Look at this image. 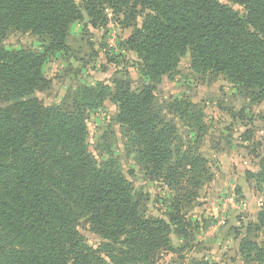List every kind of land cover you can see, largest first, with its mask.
Returning <instances> with one entry per match:
<instances>
[{"label": "trees", "instance_id": "obj_1", "mask_svg": "<svg viewBox=\"0 0 264 264\" xmlns=\"http://www.w3.org/2000/svg\"><path fill=\"white\" fill-rule=\"evenodd\" d=\"M227 1L242 12L220 0H87L84 7L90 18L103 5L148 12L125 46L152 84L175 74L190 54L194 73L223 76L264 102V0ZM82 19L75 0H0V264H156L172 250L175 216L171 223L145 218L132 182L113 161L100 167L88 152L89 115L107 100L152 176L178 194L190 183L188 200L202 185L197 171L204 162L178 142L154 85L82 86L71 111L32 98L50 88L44 66L68 50L71 26ZM14 32L43 38V52L7 50L4 41ZM168 110L200 129L202 114L189 102L173 101ZM83 219L103 240L97 248L79 233ZM258 219L264 230V209ZM241 249L264 264L257 242Z\"/></svg>", "mask_w": 264, "mask_h": 264}, {"label": "rangeland", "instance_id": "obj_2", "mask_svg": "<svg viewBox=\"0 0 264 264\" xmlns=\"http://www.w3.org/2000/svg\"><path fill=\"white\" fill-rule=\"evenodd\" d=\"M86 1L75 0L83 19L71 26L68 50L56 53L44 66L50 88L32 98L44 106L71 111L75 93L82 86L113 87L115 81L123 80L139 91L143 85H154L165 119L177 129L178 142L186 150L192 149L198 162H204L205 171H197L202 179L197 195L185 199L186 189L194 191L187 185L190 183L186 182L184 191L178 189V194L149 173L126 129L117 122L118 108L109 100L89 115L88 152L100 167L113 161L132 182L142 197L140 210L145 218L168 223L171 216L177 219L178 226L171 224L169 231L172 250L161 252L156 264H257L253 254L241 251V245L253 241L264 248V230L258 219L264 209V102L255 101L223 76L194 73L190 54L181 60L175 74L152 84L141 75L137 54L125 46L148 12L134 13L128 8L119 13L103 5L90 18ZM220 2L242 12L227 0ZM43 45L39 36L14 32L3 46L11 51L42 53ZM173 101H187L196 107L202 114L200 129H189L168 110ZM78 230L92 248L103 241L86 219L80 221Z\"/></svg>", "mask_w": 264, "mask_h": 264}]
</instances>
